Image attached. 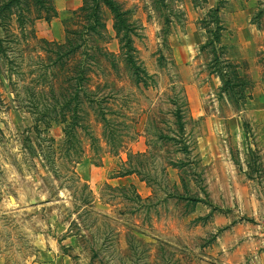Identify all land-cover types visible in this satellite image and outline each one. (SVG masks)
I'll list each match as a JSON object with an SVG mask.
<instances>
[{"label": "rangeland", "instance_id": "1", "mask_svg": "<svg viewBox=\"0 0 264 264\" xmlns=\"http://www.w3.org/2000/svg\"><path fill=\"white\" fill-rule=\"evenodd\" d=\"M85 1L68 0L61 39L17 15L0 32V264L55 244L97 264H244L238 238L264 223V0H112L120 36L103 5L92 38L115 60L84 46L96 101L73 130L38 39L65 42ZM127 170L146 186L117 181Z\"/></svg>", "mask_w": 264, "mask_h": 264}, {"label": "trees", "instance_id": "2", "mask_svg": "<svg viewBox=\"0 0 264 264\" xmlns=\"http://www.w3.org/2000/svg\"><path fill=\"white\" fill-rule=\"evenodd\" d=\"M23 1L26 0H0V32L8 30V24L10 22L9 19H11L13 15L18 16L16 23L19 30L21 28L23 30L24 25L29 21L33 25L34 22L38 19L51 20L52 18L59 16V13L57 12L54 5V0H34L33 11L35 15L32 18H25L26 12H30L31 8H25L22 4ZM103 5L108 7L114 14L115 28L117 30L118 35L120 33L121 28L130 29V25L124 17V12L122 13L120 11V5H116L112 0H91L88 3L85 1L83 6L72 11L73 16H76L78 13H81L82 15H78L77 17L81 16L83 20L78 28L70 29L67 26V40L65 42L62 43L56 41H49L46 39H38L35 36V38H37L38 41L42 43L44 49L45 47H47V50L45 49V51H54L57 53L56 58L51 60V63L55 65L56 69L58 70V74L54 75H57L56 77L62 76L65 80H67V85H63L61 87L51 86V91L55 92L59 89L60 96L62 97L60 101L58 96L53 94V97L58 100V102H60L58 106L55 104L53 106V109L56 110L60 106L63 112L67 113V116L72 117V125L70 129L73 128V130L83 125L80 123V119H82V115L85 112V101H96L92 100L93 98L91 97L92 94L96 93V90H90L91 87L89 85L90 78L88 77V71L90 70L89 68L92 64L87 62L86 57L90 55V53H88L87 50H84V46H89V43L91 42L92 45H90L92 46V48H94L98 53H100L99 56H97V54H93L94 56L90 55L94 59L93 63H102L103 58L105 60L111 59L112 63H114L113 60H115V54L97 45L92 38V33L96 34V31H99L97 35H100V28H105V23L101 19V8ZM67 19L70 20L72 19V17H67ZM72 22L74 21H71V23ZM3 46L4 40L1 38L0 35V49L2 51H5ZM82 47L83 54L81 55ZM101 55L103 56V58ZM125 61L129 65V59H126ZM65 68H67V72ZM104 85L108 86V84ZM96 108L99 109V113L101 112V118L104 121V124L107 125V123H110V120L106 116L107 112L104 110V108H102L100 103L97 104ZM131 172L132 170H127L125 173Z\"/></svg>", "mask_w": 264, "mask_h": 264}, {"label": "crops", "instance_id": "3", "mask_svg": "<svg viewBox=\"0 0 264 264\" xmlns=\"http://www.w3.org/2000/svg\"><path fill=\"white\" fill-rule=\"evenodd\" d=\"M54 5L59 15L69 9L68 0H54ZM37 24L40 28L39 30L42 32V37L57 40L61 39L63 29L58 17H55L50 21L40 19L37 21ZM79 166H81L80 169L82 171L83 178L88 179V181L92 184L98 182L96 173L91 169V165L89 166L87 163H79ZM134 174H136V172L126 173L125 178L117 177V181L122 180L124 183L145 187V179H141ZM112 179L115 180L116 178ZM147 195H149V193L145 194V196ZM252 213L254 214V212ZM255 213L257 212L255 211ZM248 225H251L248 226L250 231L246 236H240L243 238H238L239 241L236 247V253L239 256H246L244 264H264V233L260 231V228L264 227V223L256 222L248 223ZM258 233L263 236H258ZM80 256L82 257V255L75 254V251L70 249L67 253L61 252L60 248L55 244L54 246H51L50 249L41 251L37 256V259L33 261L32 264H97L81 260ZM224 264L242 263H234L231 260L225 259Z\"/></svg>", "mask_w": 264, "mask_h": 264}]
</instances>
